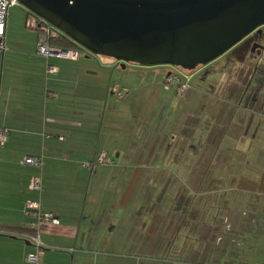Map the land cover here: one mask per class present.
Returning a JSON list of instances; mask_svg holds the SVG:
<instances>
[{"label":"crops","instance_id":"obj_1","mask_svg":"<svg viewBox=\"0 0 264 264\" xmlns=\"http://www.w3.org/2000/svg\"><path fill=\"white\" fill-rule=\"evenodd\" d=\"M9 25L8 19L7 50L0 53V126L10 128L8 140L0 146V264H33L27 256L34 250L31 236L37 232V227L27 203L39 198L42 209L52 212L60 221L41 232L47 249L39 264H264V245L259 243L257 248L248 242L253 229L248 220L241 219L250 210L240 207L251 196L239 194L243 193L240 185L245 183L240 176L225 171L218 176L212 172L205 178L207 188L197 193L207 198V204L193 203L191 208L203 206L206 211L210 208L219 213L212 216L209 212L207 220L193 227L197 238L203 241L201 245L197 242L185 251L187 246L180 248L174 242V256L171 255L173 247H169L164 235L161 237L162 229L154 225L157 221L153 218L152 223L147 219V223L133 226L127 207L123 208L124 214L119 213L120 207L115 212L109 211V205L102 201L112 200V196L87 191L94 178L98 186L103 178L113 179L117 169L103 165L90 174L83 162L92 159L96 152L112 156L118 151L122 164H126L128 158L125 147L113 144L119 143L115 130L103 132L96 141L95 129L90 128V135L83 122L88 118V105H93L96 113L101 109L105 112L108 106L113 112L112 95L118 85L107 90L103 85L95 86L92 77L97 72L92 70V63L89 66L81 63L83 51L78 60L40 56L37 31L29 39L26 35L25 38L17 35L19 41L12 42L17 45L14 48L13 44H7ZM48 63L58 68L57 73L47 74ZM156 71L161 79L172 72L167 68ZM261 84L260 91H263L264 82ZM48 91L57 93V97H48ZM258 91L254 90L241 101H230V108L238 114L241 112L239 119L246 138L252 135L260 141L263 139L260 136L264 137V96H258ZM120 97L128 103V96ZM218 102L213 99L212 104ZM212 108L216 111L215 106ZM258 117L263 123L255 125L254 132L252 125ZM199 141L202 142L198 140L196 144ZM29 155L44 156L41 193L29 186L31 178L40 173L37 167L22 163ZM179 165L182 172V164ZM221 167L224 169L227 165ZM187 169L184 170L191 175ZM87 180H90L88 184ZM216 198L223 203H216ZM224 208L222 219H219ZM228 210H233L232 214L228 215ZM262 211L263 208L249 214L261 216ZM155 212L150 211L149 215L157 216ZM257 234L264 238V223L259 225Z\"/></svg>","mask_w":264,"mask_h":264},{"label":"rangeland","instance_id":"obj_2","mask_svg":"<svg viewBox=\"0 0 264 264\" xmlns=\"http://www.w3.org/2000/svg\"><path fill=\"white\" fill-rule=\"evenodd\" d=\"M26 11L17 1L10 6L7 44L12 46V42H18L19 34L29 39L37 33L25 26ZM259 42L262 45L257 46V50L240 55L233 51V47L219 58L191 71L172 65L143 66L132 62L122 67L121 61L83 49L80 60L88 63L87 66L92 63V70L97 72L92 77L95 86L103 85L107 90L118 85L112 95L113 112L108 106L105 112L101 109L96 113L94 106L88 105V118L83 120L85 127L89 128L86 130L91 135L90 128L95 129L96 141L103 132L115 130L119 143L113 144L125 147L128 154L126 164L118 158V151L109 155L113 162L106 165L117 169L116 175L110 180L101 179L98 186L94 178L87 191L112 196V200L102 201L109 205V211L115 212L120 207L119 213L124 214L123 208L127 207L133 226L147 223V219H151V223L152 218L157 221L154 225L161 227V237L164 235L169 247H173L172 256L176 250L174 242L180 248L187 246L185 251L197 242L201 245L203 241L197 238L193 227L211 214L217 216L219 213L210 208L206 211L203 206L191 208L193 203L207 204V198L197 192L205 191V178L212 172L218 176L226 171L244 179L245 183L240 185L243 193L239 194H250L251 199H245L244 206L240 207L241 210H250L241 219L248 220L253 229L248 242L257 248L259 243L264 245V238L257 234L259 225L264 223V213L253 217L249 214L262 208L264 211V137L260 136L263 138L260 141L252 135L246 138L239 119L241 112L238 114L237 110L230 108V101L248 98L254 90H259L258 96H264V90L260 91L261 82H264V27ZM108 61L112 63L108 64ZM164 68L177 73L183 82L188 83L187 88L182 90L177 84L167 85L156 71ZM120 95L129 97L127 104ZM213 99L220 102L214 105ZM98 113L99 116H95ZM260 122L263 123V119L258 117L252 131L255 132ZM262 126L264 129V123ZM198 140L202 142L196 144ZM179 164H182V172ZM222 165L227 168L223 169ZM185 168L192 172L191 175ZM86 182L88 184L90 180ZM217 202L223 203V200L216 198ZM217 209L220 211L219 207ZM149 210L151 213L156 211L157 216H150ZM232 212L226 211L228 215ZM258 252L257 249L256 255Z\"/></svg>","mask_w":264,"mask_h":264},{"label":"water","instance_id":"obj_3","mask_svg":"<svg viewBox=\"0 0 264 264\" xmlns=\"http://www.w3.org/2000/svg\"><path fill=\"white\" fill-rule=\"evenodd\" d=\"M92 54L194 70L264 26V0H16Z\"/></svg>","mask_w":264,"mask_h":264},{"label":"built area","instance_id":"obj_4","mask_svg":"<svg viewBox=\"0 0 264 264\" xmlns=\"http://www.w3.org/2000/svg\"><path fill=\"white\" fill-rule=\"evenodd\" d=\"M16 0H0V53H4L7 50L6 45V34L8 26V12L12 4ZM26 28L37 30L39 32V38L37 42V53L47 59L50 57H58L69 60H78L80 57L81 50L78 49H64L53 45L51 43L54 39H59L64 33L56 28L55 26L48 23L46 20L30 13L26 18L25 22ZM58 68L51 64H47V74L57 73ZM165 82L167 85L177 84L180 89H185L188 86L187 82H183L180 76L175 73H169ZM179 92V91H178ZM181 93V92H179ZM48 97H57V93L53 91H48ZM121 96V95H120ZM10 134V128L0 126V146L4 145L8 140ZM113 160L105 153L99 152L95 154L92 160L86 161L83 165L91 172H95L99 165L111 164ZM23 164L31 165L37 167L40 171L39 174L34 175L30 180V189L38 193L42 192L43 189V167H44V156L43 155H29L24 157L22 160ZM27 208L30 215L36 218L35 225L37 227V232L31 236V241L34 244V250L30 252L27 256V260L33 264H39L47 245L41 237V232L48 227L50 224H59V218L52 212H45L42 209L41 200L31 199L27 203Z\"/></svg>","mask_w":264,"mask_h":264},{"label":"flooded vegetation","instance_id":"obj_5","mask_svg":"<svg viewBox=\"0 0 264 264\" xmlns=\"http://www.w3.org/2000/svg\"><path fill=\"white\" fill-rule=\"evenodd\" d=\"M263 27L264 26L261 27V32L254 31L252 34L247 36L243 41H241L239 44H237L235 46V50H233V51L238 52L241 55V54H244V52L246 54L251 50H257L258 49L257 46L262 45L259 42V36L262 34Z\"/></svg>","mask_w":264,"mask_h":264},{"label":"trees","instance_id":"obj_6","mask_svg":"<svg viewBox=\"0 0 264 264\" xmlns=\"http://www.w3.org/2000/svg\"><path fill=\"white\" fill-rule=\"evenodd\" d=\"M30 13L31 12H29L28 10L26 11V18L29 16ZM25 22H26V19H25ZM35 31H37V30H35ZM38 35H39V32H38ZM51 43L53 45H56V46L64 48V49H78V50L83 51V48L81 46H79L77 43H75L72 39H70L65 34L62 35L59 39L52 40Z\"/></svg>","mask_w":264,"mask_h":264}]
</instances>
